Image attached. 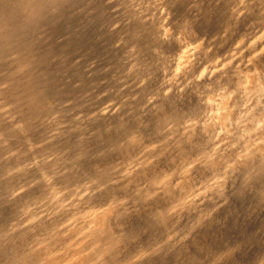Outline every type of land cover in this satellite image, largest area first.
Listing matches in <instances>:
<instances>
[{
  "label": "rangeland",
  "instance_id": "rangeland-1",
  "mask_svg": "<svg viewBox=\"0 0 264 264\" xmlns=\"http://www.w3.org/2000/svg\"><path fill=\"white\" fill-rule=\"evenodd\" d=\"M137 1L0 0V264H264V0Z\"/></svg>",
  "mask_w": 264,
  "mask_h": 264
},
{
  "label": "bare ground",
  "instance_id": "bare-ground-1",
  "mask_svg": "<svg viewBox=\"0 0 264 264\" xmlns=\"http://www.w3.org/2000/svg\"><path fill=\"white\" fill-rule=\"evenodd\" d=\"M62 1H64V0H47V1H46V0H21V2H22L23 4H25V7H26V6L28 7V9H27V10H24V12H25V11L27 12V13H26V14L28 15L27 17H29L31 20H32L36 15H39V13H40L41 11L43 12V9L45 8V4H48V5H51V6H52V5L55 3V4H56L55 6H57V4L61 3ZM65 1H66V0H65ZM67 1H68V0H67ZM108 1H109V0H108ZM121 1H122V0H121ZM124 1H125V0H124ZM129 1H130V0H129ZM131 1H132V0H131ZM136 1H137V0H136ZM152 1H155V0H150L149 2L152 3ZM167 1H168V0H167ZM167 1H166V3H167ZM185 1H186V0H185ZM195 1H196V0H195ZM203 1H204V0H203ZM205 1H208V0H205ZM219 1H220V0H219ZM1 2H2V0H1ZM53 2H54V3H53ZM137 2H138V1H137ZM140 2H141V1H140ZM144 2L146 3V1H144ZM155 2H157V0H156ZM155 2H153V3H155ZM178 2H179V1H178ZM193 2H194V1H193ZM200 2H201V1H200ZM200 2H198V4H196V2L193 3V4H196V6L198 5V7H199V3H200ZM209 2H210V1H209ZM246 2H247V1H246ZM50 3H53V4H50ZM101 3H102V2H101ZM101 3H100V4H101ZM107 3H109V2H107ZM147 3H148V2H147ZM151 3H150V4H151ZM183 3H184V2H183ZM188 3H189V1H188ZM191 3H192V2H191ZM235 3H237V2H235ZM240 3H241V2H240ZM19 4H20V2H19ZM110 4H112V0H111V3H110ZM110 4H109V5H110ZM122 4H123V3H122ZM126 4H127V3H126ZM133 4H134V3H133ZM167 4H169V3H167ZM174 4H175V3H174ZM189 4H190V3H189ZM193 4H192L191 6H193ZM216 4H217V3H216ZM228 4H229V3H228ZM238 4H239V3H238ZM3 5H4V4H3ZM20 5H21V4H20ZM101 5H102V4H101ZM112 5H113V4H112ZM136 5H137V4H136ZM138 5H139V3H138ZM141 5H142V4H141ZM200 5H201V4H200ZM226 5H227V4H226ZM246 5H247V4H246ZM1 6H2V5H1ZM4 6H5V5H4ZM16 6H18V5H16ZM55 6H53V7H55ZM114 6H115V5H114ZM125 6H126V5H125ZM127 6H129V4H128ZM154 6H155V5H153V9H152V8H151V7H152V4H151V7H150L151 11H150L149 8H148V10H149L150 12H154V11H155V10H154ZM157 6H158V5H157ZM176 6H177V5H176ZM201 6H202V5H201ZM201 6H200V7H201ZM239 6H240V5H239ZM22 7H24V5H23ZM108 7H109V6H108ZM115 7H116V6H115ZM137 7H138V6H137ZM141 7H142V6H141ZM158 7H159V6H158ZM161 7H163V6H161ZM172 7H173V6H172ZM214 7H215V6H214ZM243 7H244V6H242V8H243ZM20 8H21V7H20ZM110 8H111V7H110ZM119 8H120V7H119ZM131 8H132V7H131ZM145 8L147 9V7H145ZM145 8H144V10H145V12H146V9H145ZM177 8H178V7H177ZM187 8H188V5H187ZM194 8H196V7L194 6ZM211 8H213V7H211ZM45 9H46V8H45ZM45 9H44V11H45ZM106 9H107V8H106ZM115 9H116V8H115ZM155 9L157 10V8H155ZM179 9H180V8H179ZM179 9H178V10H179ZM204 9H205V7H204ZM229 9H230V8H229ZM237 9H238V8H237ZM246 9H247V7H246ZM3 10H4V9H3ZM15 10H16V9H15ZM17 10H19V9H17ZM17 10H16V11H17ZM102 10H103V9H102ZM119 10H120V9H119ZM125 10H126V9H125ZM128 10H129V9L127 8L126 11H128ZM130 10H131V9H130ZM140 10H141V9H140ZM140 10H139V11H140ZM144 10H143V11H144ZM148 10H147V11H148ZM152 10H153V11H152ZM159 10H160V9H159ZM178 10H177V11H178ZM181 10H183V9H181ZM239 10H240V9H239ZM12 11H13V10H12ZM20 11H21V10H20ZM79 11H80V10H79ZM107 11H108V10H107ZM121 11H122V10H121ZM133 11H135V10L133 9ZM165 11H166V9H165ZM202 11H203V10H202ZM206 11H207V10H206ZM7 12H8V11H7ZM17 12H19V11H17ZM22 12H23V11H22ZM42 12H41V13H42ZM118 12H119V11H118ZM118 12H117V11H116V12L113 11L112 15H113L114 13H118ZM156 12H158V11H156ZM156 12H154V14H156ZM180 12H181V11H179V13H180ZM192 12H193V10H192ZM192 12H191V13H192ZM196 12H197V11H196ZM200 12H201V11H200ZM200 12H199V13H200ZM41 13H40V14H41ZM45 13H46V11H45ZM108 13H109V12H108ZM120 13H121V12H119L118 14H120ZM122 13H123V12H122ZM122 13H121V14H122ZM125 13H126V12H125ZM125 13H124V14H125ZM134 13H135V12H134ZM138 13L140 14L141 12H138ZM146 13H148V15L150 16V13H149V12H146ZM146 13L143 12L142 15L145 14V16H146V15H147ZM182 13H183V12H182ZM191 13H189V14H191ZM193 13H195V12H193ZM197 13H198V12H197ZM202 13H203V12H202ZM204 13H205V12H204ZM208 13H209V11H208ZM228 13H229V12H228ZM6 14H7V13H6ZM26 14H25V15H26ZM42 14H43V13H42ZM46 14H47V13H46ZM77 14H78V13H77ZM91 14H92V13H91ZM124 14H123V15H124ZM130 14L132 15V13H130ZM166 14H167V13L165 12V15H166ZM186 14H187V13H186ZM243 14H244V13H243ZM243 14H242V15H243ZM248 14H249V13H248ZM2 15H3V11L0 10V19H1ZM54 15H55V14H54ZM92 15H93V14H92ZM101 15H102V14H101ZM108 15H109V14H108ZM114 15H115V14H114ZM128 15H129V13H128ZM131 15H130V17H131ZM136 15H137V14H136ZM148 15H147V16H148ZM152 15H153V14H152ZM152 15H151L150 17H152ZM158 15H159V14L154 15L155 18L157 17L158 19H157V18L154 19V20H151V19H150L152 25H153V22H156V20L159 21V19H162V18H159ZM193 15H194V14H193ZM193 15H192V17H191L192 20L196 19V18L193 19V17H194ZM195 15H196V14H195ZM199 15H200V14H198V16H199ZM205 15H206V13H205ZM208 15H209V14H207V17H208ZM244 15H245V14H244ZM39 16H40V15H39ZM43 16H44V15H43ZM51 16H52V15H51ZM74 16H75V15H74ZM133 16H134V14L132 15V18H133ZM137 16H139V15H137ZM137 16H136V18H137ZM140 16H141V15H140ZM140 16H139V17H140ZM145 16H144L145 19H144V18H143V19H144L145 21H147V24H149V23H148V20H149L148 18H149V17L147 18L148 20H146V17H147V16H146V17H145ZM166 16H167V15H166ZM166 16L163 15V17H165V18H166ZM170 16H171V14H170ZM177 16H178V14H177ZM186 16H187V15H186ZM202 16H204V15H202ZM246 16H247V15H246ZM246 16H245V17H246ZM27 17H26V18H27ZM36 17H37V16H36ZM123 17H125V15H124ZM126 17H127V15H126ZM141 17H142V16H141ZM160 17H162V16H160ZM175 17H176V16H175ZM187 17H188V16H187ZM187 17H183V19L185 18V20H186ZM189 17H190V16H189ZM39 18H40V17H39ZM94 18H95V17H94ZM121 18H122V16H121ZM128 18H129V17H128ZM128 18H127V19H128ZM132 18H130V19H132ZM233 18H236V17H233ZM55 19H56V18H55ZM91 19H92V18H91ZM122 19H123V18H122ZM122 19H121V20H122ZM130 19H129V20H130ZM137 19H138V18H137ZM141 19H142V18H139V20H137V21L140 22ZM171 19H172V21H173V18H171ZM176 19H177V18H176ZM183 19H182L181 21H183ZM199 19H200V18H199ZM202 19H203V18H202ZM92 20H93V19H92ZM106 20H107V19H106ZM115 20H116V19H115ZM129 20H128V21H129ZM133 20H135V23L137 22L136 19L133 18ZM150 20H149V22H150ZM174 20H175V19H174ZM185 20H184V21H185ZM189 20H190V19H189ZM225 20H226V18H225ZM240 20H241V19H240ZM103 21H104V20H103ZM109 21H110V20H109ZM123 21H124V19H123ZM123 21H121V22H123ZM125 21H126V20H125ZM152 21H153V22H152ZM186 21H188V20H186ZM235 21H236V20H235ZM48 22H49V21H48ZM51 22H52V21H51ZM106 22H107V21H106ZM111 22H112V21H111ZM121 22H120V23H121ZM129 22H130V21H129ZM131 22H132V21H131ZM131 22H130V23H131ZM142 22H143V23H142ZM142 22H140V23H141V27L138 26V27H140L141 29H142V27L145 26V25L143 26V24L146 23V22L144 23L143 20H142ZM206 22H207V21H206ZM214 22H215V21H214ZM236 22H237V21H236ZM101 23H102V22H101ZM104 23H105V21H104ZM123 23H124V22H123ZM127 23H128V22H127ZM133 23H134V22H133ZM161 23H162V22H161ZM169 23H170V22H169ZM172 23H173V22H172ZM189 23H191V21H190ZM189 23H188V24H189ZM219 23H220V22H219ZM0 24H1V25H0V39H1V41H3L5 38H7V34H8V33L6 32V28H5L6 26H5V24H2L1 22H0ZM112 24H114V23H112ZM121 24H122V23H121ZM125 24H126V22H125ZM125 24L123 25L124 27L121 26L120 28L123 27L122 29H124L125 27H127V26L129 25V24H128L127 26H125ZM138 24H139V23H138ZM147 24H146V26H147ZM154 24L156 25L157 22L154 23ZM178 24H179V23H178ZM178 24H177V25H178ZM180 24H181V23H180ZM184 24H185V23H184ZM192 24H194V23H192ZM215 24H216V23H215ZM215 24H214V25H215ZM217 24H218V23H217ZM103 25H104V24H103ZM119 25H120V24H119ZM130 25H131V24H130ZM139 25H140V24H139ZM149 25H151V24H149ZM149 25H148L149 28H152V27H153V29H154V27H155L156 30L158 29L157 26H152V25H151V27H150ZM158 25H159V24H158ZM170 25H171V24H170ZM175 25H176V24H175ZM177 25H176V26H177ZM186 25H187V24L183 25V22H182V27H184V26H186ZM189 25H190V24H189ZM221 25H222V24H221ZM57 26H58V25H57ZM57 26H56V27H57ZM97 26H98V25H97ZM110 26H111V25H109V26H107V27H110ZM112 26H113V25H112ZM146 26H145V27H146ZM200 26H201V25H200ZM211 26H212V25H211ZM35 27H37V26H35ZM52 27H53V26H52ZM107 27H106V28H107ZM129 27H130V29H129L130 32H132V30H133V29H131L132 26H129ZM133 27H134V26H133ZM136 27H137V26H136ZM136 27H135V29H136ZM145 27H144V28H145ZM148 27H147V29H149ZM171 27H172V26H171ZM202 27H203V26H202ZM205 27H206V26H205ZM7 28H8V27H7ZM103 28H104V27H103ZM111 28H112V27H111ZM127 28H128V27H127ZM140 28H139V30H140ZM176 28H178V27H176ZM187 28H188V27H187ZM200 28H201V27H200ZM18 29H19V28H18ZM118 29H119V28H118ZM118 29H117V30H118ZM122 29H121V30H122ZM147 29H144L145 33L147 32V31H146ZM161 29H162V28H161ZM213 29H214V28H213ZM45 30H46V29H45ZM68 30H70V29H68ZM97 30H98V29H97ZM102 30H103V29H102ZM106 30H109V28L106 29ZM111 30H112V29H111ZM111 30H110V31H111ZM113 30H114V29H113ZM124 30H126V29H124ZM124 30H123V31H124ZM129 30H126V31H128V34L130 33ZM151 30H152V29H151ZM158 30H159V29H158ZM11 31H12V30H11ZM46 31H47V30H46ZM51 31H52V30H51ZM104 31H105V29H104ZM110 31H109V32H110ZM148 31H149V30H148ZM163 31H164V30H163ZM176 31H177V30H176ZM186 31H187V30H186ZM186 31H185V32H186ZM208 31H209V30H208ZM220 31H221V30H220ZM220 31H219V32H220ZM12 32H13V31H12ZM49 32H50V31H49ZM101 32H103V31H101ZM101 32H100V33H101ZM107 32H108V31H107ZM107 32H105V33H107ZM111 32H112V31H111ZM111 32H110V33H111ZM134 32H135V31H134ZM134 32H133V35H134ZM139 32H141V31H139ZM154 32H155V31H154ZM158 32H160L159 34L163 33L162 30H161V31L159 30ZM158 32H157V33H158ZM177 32H178V31H177ZM201 32H202V31H201ZM210 32H211V31H210ZM10 33H11V32H10ZM97 33H98V32H97ZM113 33H114V31H113ZM113 33H111V34H113ZM115 33H116V29H115ZM125 33H126V32H125ZM135 33H138V32H135ZM143 33H144V32H143ZM155 33H156V32H155ZM186 33H187V32H186ZM212 33H213V32H212ZM216 33H217V32H216ZM103 34H104V33H103ZM108 34H109V33H108ZM111 34H110V35H111ZM121 34H122V33H121ZM121 34H119V35H121ZM128 34H127V35H128ZM140 34H141V33H140ZM262 34H263V33H262ZM11 35H13V34H11ZM20 35H21V34H20ZM113 35H114V34H113ZM123 35H124V34H123ZM131 35H132V33L130 34V37H131ZM136 35H138V34H136ZM141 35H143V34H141ZM144 35H145V34H144ZM97 36H98V35H97ZM101 36H102V34H101ZM106 36H107V35H106ZM111 36H112V35H111ZM116 36H117V34H116ZM145 36H146V35H145ZM161 36H162V35H161ZM103 37H104V36H103ZM117 37H118V36H117ZM119 37H121V36H119ZM122 37H123V36H122ZM122 37H121V38H122ZM156 37H157V36H156ZM158 37H159V36H158ZM261 37H262V36H261ZM2 38H3V39H2ZM9 38H10V37L7 38L8 41H9ZM11 38H12V37H11ZM11 38H10V39H11ZM37 38H38V37H37ZM98 38H99V37H98ZM111 38H112V37H111ZM124 38H125V37H124ZM135 38H137V37H135ZM140 38H141V37H140ZM146 38H147V36H146ZM159 38H160V37H159ZM42 39H43V38H42ZM115 39H116V38H115ZM118 39H119V38H118ZM125 39L128 40V38H125ZM131 39H132V37H131ZM205 39H206V38H205ZM208 39H209V38H208ZM44 40H45V39H44ZM62 40H63V39H62ZM68 40H69V39H68ZM95 40H96V38H95ZM110 40H112V39H110ZM134 40H135V39H134ZM138 40H139V38H138ZM141 40H142V39H140V41H141ZM143 40H144V39H143ZM161 40H163L162 37H161ZM165 40H166V39H165ZM5 41H6V40H5ZM46 41H47V40H46ZM52 41H53V39H52ZM65 41H66V40H65ZM65 41H64V42H65ZM102 41H103V40H102ZM106 41H107V40H106ZM116 41H117V39H116ZM128 41H129V40H128ZM135 41H136V40H135ZM159 41H160V40H159ZM205 41H206V40H205ZM207 41H208V40H207ZM259 41H260V40H259ZM54 42H55V40H54ZM56 42H57V41H56ZM104 42H105V41H104ZM111 42H112V41H111ZM111 42H110V43H111ZM114 42H115V40H114ZM117 42H118V41H117ZM129 42H130V41H129ZM154 42H155V41H154ZM160 42H161V41H160ZM254 42H257V40H255ZM7 43H8V42L6 41V44H7ZM10 43H11V42H10ZM45 43H46V42H45ZM48 43H49V42H48ZM108 43H109V42H108ZM122 43L125 44L126 42L124 43V42L122 41ZM138 43H139V41H138ZM161 43H162V42H161ZM205 43H206V42H205ZM252 43H253V42H252ZM262 43H263V42H262ZM58 44H59V43H58ZM111 44H112V43H111ZM126 44H127V43H126ZM131 44H132V43H131ZM147 44H148V43H147ZM152 44H153V43H152ZM53 45H54V44H53ZM150 45H151V44H150ZM245 45H246V44H245ZM43 46H44V45H43ZM80 46H81V45H80ZM97 46H98V45H97ZM118 46H119V45H118ZM125 46H128V45H125ZM254 46H255V45H254ZM38 47H39V46H38ZM108 47H109V44H108ZM123 47H124V46H123ZM252 47H253V46H252ZM41 48H42V47H41ZM101 48H103V47H101ZM110 48H111V47H110ZM119 48H120V46L118 47V50H119ZM126 48H127V47H126ZM190 48H191V47H190ZM193 48H194V47H193ZM249 48H250V47H249ZM256 48H257V47H256ZM48 49H49V48H48ZM107 49H108V48H107ZM112 49H113V51L116 50L115 48H112ZM124 49H125V48H124ZM124 49H123V50H124ZM238 49H239V48H238ZM101 50H102V49H101ZM118 50H117V51H118ZM126 50H127V49H126ZM192 50H193V49H192ZM236 50H237V49H236ZM109 51H110V50H109ZM117 51H116V52H117ZM119 51H120V50H119ZM121 51H122V50H121ZM124 51H125V50H124ZM127 51H128V50H127ZM252 51H254V50H252ZM95 52H96V51H95ZM99 52H100V51H99ZM106 52H108V51H106ZM125 52H126V51H125ZM130 52H131V51H130ZM113 53H114V52H113ZM123 53H124V52H123ZM135 53H136V52H135ZM238 53H239V52H238ZM79 54H80V53H79ZM126 54H127V53H126ZM260 54H261V53H260ZM105 55H106V54H105ZM105 55H104V56H105ZM117 55H118V54H117ZM121 55H122V54H121ZM261 55H262V54H261ZM79 56H80V55H79ZM104 56H103V57H104ZM119 56H120V55H119ZM105 57H106V56H105ZM108 57H109V55H108ZM112 57H113V56H112ZM125 58H126V57H125ZM127 58H129V57H127ZM245 58H246V57H245ZM104 59H105V58H104ZM226 59H227V58H226ZM243 59H244V58H243ZM262 59H263V58H262ZM232 60H233V59H232ZM232 60H231V61H232ZM97 61H98V59H97ZM99 61H100V60H99ZM117 61H118V60H117ZM117 61H116V62H117ZM121 61H122V59H121ZM133 61H134V60H133ZM262 61H263V60H262ZM95 62H96V61H95ZM106 62H107V60H106ZM113 62H114V61H113ZM119 62H120V61H119ZM123 62H124V61H123ZM123 62H122V63H123ZM80 63H81V62H80ZM101 63H102V62H101ZM219 63H220V65H219V64H218V65L221 66L222 63H221V62H219ZM223 63H226V62H223ZM228 63H230V62H228ZM232 63H233V62H232ZM244 63H245V62H244ZM83 64H84V62H83ZM110 64H111V63H110ZM213 64H214V63H213ZM215 64H216V62H215ZM251 64H252V63H251ZM94 65H95V64H94ZM98 65H99V64H98ZM127 65H128V64H127ZM230 65H232V64H230ZM234 65H235V64H234ZM234 65H232V66H234ZM83 66H84V65H83ZM87 66H88V65H87ZM95 66H97V65H95ZM99 66H100V65H99ZM102 66H103V65H102ZM104 66H105V65H104ZM112 66H113V65H112ZM211 66L213 67V65H211ZM214 66H215V65H214ZM227 66H228V65H226V67H227ZM236 66H237V65H236ZM238 66H239V65H238ZM241 66H242V64H241ZM241 66H240V67H241ZM91 67H92V66H91ZM91 67H90V68H91ZM97 67H98V66H97ZM106 67H107V66H106ZM208 67H210V65H209ZM230 67H231V66H230ZM84 68H86V67L84 66ZM88 68H89V67H88ZM99 68H100V67H99ZM99 68H98V72H99V70H100ZM104 68H105V67H104ZM113 68H114V67H113ZM221 68H222V67H221ZM228 68H229V66H228ZM96 69H97V68H96ZM106 70H107V69H106ZM210 70H211V69H210ZM221 70H223V68H222ZM225 70H226V69H225ZM225 70H224V71H225ZM82 71H83V70H82ZM101 71H102V68H101ZM113 71H114V70H113ZM113 71H112V72H113ZM211 71H212V70H211ZM92 72H93V70H92ZM98 72H97V73H98ZM103 72H104V71H103ZM105 72H106V71H105ZM108 72H109V71H108ZM208 72H209V71H208ZM220 72H221V71H220ZM220 72H219V74H220ZM230 72H231V71H230ZM83 73H84V72H83ZM93 73H94V72H93ZM210 73H211V72H210ZM216 73H218V72H216ZM222 73H223V72H222ZM94 74L96 75V72H95ZM99 74H101V72H99ZM111 74H112V73H111ZM144 74H145V73H144ZM97 75H98V74H97ZM101 75H103V74H101ZM101 75H98V76H101ZM145 75H146V74H145ZM148 75H149V74H148ZM150 75H151V74H150ZM213 75H214V74H213ZM84 76H85V75H84ZM87 76H90V74L87 75ZM108 76H111V77H112L113 75H110V74H109ZM126 76H127V74H126ZM128 76H129V75H128ZM133 76H135V75L133 74ZM142 76H144V75H142ZM210 76H211V75H210ZM210 76H209V77H210ZM124 77H125V76H124ZM90 78L93 79L94 77L91 76ZM95 78H96V76H95ZM98 78H100V77H98ZM103 78H104V77H103ZM120 78H121V77H120ZM134 78H135V77H134ZM136 78H137V77H136ZM88 79H89V78H88ZM92 79H91V80H92ZM100 79H101V78H100ZM126 79H127V77H126ZM130 79H131V78H130ZM150 79H151V78H150ZM206 79H207V78H206ZM206 79H205V80H206ZM209 79H210V78H209ZM93 80H96V79H93ZM98 80H99V79H98ZM111 80H112V79H111ZM117 80H118V78H117ZM123 80H124V79H123ZM45 81H46V80H45ZM133 81H134V80H133ZM17 82H18V81H17ZM40 82L42 83V81H40ZM40 82H39V83H40ZM43 82H44V81H43ZM129 82H130V81H129ZM22 83H23V81H22ZM36 83H37V82H36ZM65 83H66V82H65ZM71 83H72V82H71ZM73 83H74V82H73ZM77 83H78V82H77ZM99 83H100V82L96 83L97 86H99V85H98ZM105 83H106V82H105ZM105 83L101 81L100 84H105ZM134 83H135V82H134ZM134 83H133V84H134ZM137 83H138V82H137ZM32 84H33V83H32ZM55 84H56V83H55ZM82 84H83V83H82ZM86 84H87V83H86ZM86 84H85V85H86ZM43 85H44V84H43ZM73 85H74V84H73ZM76 85H77V84H75V86H76ZM79 85H81V84H79ZM85 85H84L83 87H85ZM88 85H89V83H88ZM92 85H93V83H92ZM110 85H111V84H110ZM123 85H124V84H123ZM126 85H127V84H126ZM128 85H131V84H128ZM141 85H142V84H141ZM30 86H31V85H30ZM52 86H53V85H52ZM67 86H69V85H67ZM75 86H74V87H75ZM94 86H95V85H94ZM97 86H96V87H97ZM134 86H135V85H134ZM163 86H164V85H163ZM166 86H167V85H166ZM14 87H15V86H14ZM50 87H51V86H50ZM79 87H80V86H79ZM81 87H82V85H81ZM90 87H93V86H90ZM100 87H101V86H100ZM103 87H104V86H103ZM130 87H131V86H130ZM135 87H136V86H135ZM3 88H4V87H3ZM6 88H7V87H6ZM31 88H32V87H31ZM42 88H43V87H42ZM76 88H77V87H76ZM85 88H87V91L90 90V89H91V90L93 89V88H89V86H88V87L86 86ZM85 88H83V89L85 90ZM141 88H142V87H141ZM165 88H166V87H165ZM165 88H164V89H165ZM39 89H41V88H39ZM53 89H54V88H53ZM77 89H78V88H77ZM79 89H81V88H79ZM83 89H82V90H83ZM105 89H106V88H105ZM4 90H5V88H4ZM46 90H47V89H46ZM82 90H80V91H82ZM133 90H134V89H133ZM6 91H7V90H6ZM6 91H5V93H6ZM8 91H9V90H8ZM52 91H53V90H52ZM73 91H74V90H73ZM76 91H77V90H76ZM92 91H93V90H92ZM98 91H100V89H98ZM103 91H104V90H103ZM121 91H122V90H121ZM124 91H125V89H124ZM84 92H85V91H83V94H84ZM89 92H91V91H89ZM89 92H88V94H89ZM93 92H94V91H93ZM96 92H97V91H96ZM117 92H118V91H117ZM31 93H32L31 99H30V101L27 102V103L30 104V105L33 107L32 109H34V111H35V109H37V110H41V109L43 108V106H44V105H43L44 100H45V99H44V96H43L40 92H38V94H35V93H37V92H34V90L31 91ZM115 93H116V92H115ZM123 93H124V92H123ZM135 93H136V92H135ZM160 93H161V92H160ZM33 94H34V95H33ZM54 94H55V93H54ZM90 94H92V93H90ZM95 94H96V93H95ZM109 94L112 96L113 93L111 94V93L109 92ZM116 94H117V93H116ZM118 94H119V93H118ZM157 94H158V93H157ZM110 95H109V96H110ZM122 95H123V94H122ZM130 95H131V94H130ZM159 95H160V94H159ZM105 96H106V95H105ZM123 96H124V95H123ZM99 97H100V96H99ZM102 97H103V96H102ZM107 97H108V96H107ZM119 97H120V96H119ZM164 97H165V96H164ZM168 97H169V96H168ZM70 98H73V97H70ZM78 98L81 99V97H78ZM83 98H84V97H82V99H83ZM111 98H112V97H111ZM111 98H110V99H111ZM128 98H129V97H128ZM170 98H171V97H170ZM68 99H69V98H68ZM68 99H67V101H68ZM104 99H106V98L104 97ZM118 99H119V98H118ZM161 99H162V97H161ZM71 100H72V99H71ZM73 100H74V99H73ZM86 100H88V99H86ZM86 100H83V101H86ZM114 100H115V98H114ZM132 100H134V99H132ZM154 100H155V99H154ZM154 100H153V101H154ZM15 101H16V100H15ZM17 101H19V100H17ZM65 101H66V99H65ZM81 101H82V100H81ZM90 101H91V100H90ZM106 101H107V100H106ZM130 101H131V100H130ZM135 101H136V100H135ZM140 101H141V100H140ZM25 102H26V101H25ZM72 102L74 103V101H72ZM103 102H104V101H103ZM131 102H132V101H131ZM154 102H155V101H154ZM160 102H161V101H160ZM6 103H7V102H6ZM23 103H24V101H23ZM27 103H26V104H27ZM61 103H62V102H61ZM80 103H82V102H80ZM80 103H79V104H80ZM83 103H84V102H83ZM90 103H91V102H90ZM114 103H115V102H114ZM117 103H119V102H117ZM127 103H128V102H127ZM66 104H70V103H66ZM93 104H94V103H93ZM129 104H130V103H129ZM132 104H133V103H132ZM15 105H16V104H14V106H15ZM19 105H20V104H19ZM80 105H81V104H80ZM90 105H91V104H90ZM90 105H86V106H87V107H88V106L90 107ZM111 105H112V104H111ZM123 105H124V104H123ZM1 106H2V105H1ZM3 106H4V105H3ZM28 106H29V105H28ZM28 106H24V107H27V109H25V108H24V109H25V110H29V109H28ZM31 106H29V108H30ZM47 106H49V105H47ZM84 106H85V105H84ZM99 106H100V105H99ZM102 106H103V105H102ZM137 106H138V105H137ZM139 106H140V105H139ZM9 107H10V106H9ZM65 107H67V105H65L64 107H61L60 109L65 108ZM74 107H75V106H74ZM77 107H78V106H77ZM82 107H83V106H82ZM96 107H97V106H96ZM114 107H115V106H114ZM125 107H126V106H125ZM149 107H152V106H149ZM149 107H148V108H149ZM48 108H49V107H48ZM52 108H53V107L51 106L50 109H52ZM67 108H68V107H67ZM71 108H72V107H71ZM75 108H76V107H75ZM126 108H127V107H126ZM134 108H135V107H134ZM139 108H140V107H139ZM12 109H13L12 106H11V108H8V109H2V110L0 111V118L2 117L3 120L7 123V125H8V124L10 125V127H13V128L16 127V129H13L14 131L17 130V128L20 129L21 125L27 127V125H24V123H23V124L21 123L22 120L19 121L20 124H21V125L19 124L20 127L17 126L18 124L16 125V121H15V119H16L15 117H16V116H14V113H15V112L12 113V111H15L17 108H16V109H13V110H12ZM24 109H21V110L18 109V110L20 111L19 113H23V112H24ZM43 109H44V108H43ZM50 109H49V110H50ZM55 109H56V108H55ZM55 109H54V110H55ZM80 109H81V107H80ZM137 109H138V108H137ZM149 109H150V108H149ZM149 109H148V110H149ZM157 109H158V108H157ZM11 110H12V111H11ZM22 110H23V112H21ZM45 110H47V109H46V106H45ZM52 110H53V109H52ZM54 110H53V111H54ZM75 110H76V109H75ZM83 110H84V109H83ZM85 110H86V109H85ZM96 110H97V109H96ZM99 110H100V109H99ZM153 110H154V109H153ZM30 111H31V109H30ZM63 111H64V110H63ZM90 111H91V110H90ZM90 111H89V113H90ZM114 111H115V110H114L113 106H112V107H109V108H107V109L100 110V111H98L97 113L94 114L93 119L96 120V119H98V118H103V119H104L105 117H110V116L113 115ZM25 112H26V111H25ZM51 112H52V111H51ZM73 112H74V111H73ZM78 112H79V110H78ZM28 113H30V112H28ZM31 113H33V111H32ZM31 113H30V114H31ZM39 113H41V112H39ZM76 113H77V112H76ZM17 114H18V113H17ZM35 114H38V111H37V113H34L33 115H35ZM42 114H44V112H43ZM46 114H47V113H46ZM64 114H65V112H64ZM87 114H88V113H86V115H87ZM115 114H116V113H115ZM117 114H118V113H117ZM19 115H20V114H19ZM22 115H23V114H22ZM25 115H26V114H25ZM27 115H28V114H27ZM58 115H59V114H58ZM90 115H91V114H90ZM17 116H18V115H17ZM28 116H29V115H28ZM28 116H27V119L29 120V117L31 118L32 114H31V116H29V117H28ZM55 116H56V115H55ZM67 116H69V115H67ZM18 117H19V116H18ZM20 117H21V115H20ZM24 117H25V116L21 117V119L23 118V120H24V119H25ZM34 117H35V116H34ZM63 117H64V116H63ZM69 117H71V116H69ZM69 117H68V119H69ZM140 117H141V116H140ZM41 118H42V117H41ZM48 118H49V117H48ZM48 118H47V119H48ZM77 118H78V117H77ZM84 118H85V116H84ZM88 118H89V117H88ZM18 119H19V118H18ZM27 119H26V121H24V122H26V123L28 124V129H29V127H30L29 123H31V120H29L30 122L28 123ZM66 119H67V117L65 118V121H66ZM106 119H107V118H106ZM16 120H17V119H16ZM19 120H20V119H19ZM32 120H34V119L32 118ZM38 120H39V119H38ZM38 120L35 119V121H37V122L40 123V121H38ZM41 120H44V118L41 119ZM50 120H51V119H50ZM59 120H60V119H59ZM81 120H82V119H81ZM91 120H92V119H91ZM101 120H102V119H101ZM132 120H133V119H132ZM70 121L74 122L73 120H71V118H70ZM70 121L68 120V122H70ZM78 121H79V120H78ZM78 121H76V122H78ZM92 121H93V120H92ZM104 121H105V119H104ZM17 122H18V121H17ZM32 122H33V121H32ZM61 122H64V121H61ZM89 122H90V121H89ZM99 122H100V121H99ZM0 123H1V120H0ZM3 123H4V122H3ZM33 123L36 124V122H33ZM41 123H42V122H41ZM41 123H40V124H41ZM81 123H82V122H81ZM31 124H32V123H31ZM42 124H43V123H42ZM67 124L69 125V123H67ZM93 124H94V123H93ZM93 124H92V125H93ZM118 124H120V123H118ZM7 125H6V126H7ZM51 125H52V124H51ZM56 125H57V123H56ZM84 125H85V123H84ZM86 125H87V124H86ZM99 125H100V124H99ZM52 126H53V125H52ZM70 126H72V125L70 124ZM4 127H5V124H4ZM26 127H25V129H26ZM33 127L35 128L36 125L33 126ZM47 127H48V126H46L45 129H48ZM61 127H62V126H61ZM7 128H8V127L4 128V129L6 130ZM21 128H22V127H21ZM34 128H32L33 131L37 130L36 128H35V130H34ZM38 128H39V127H38ZM56 128H57V127H56ZM62 128H63V127H62ZM66 128H67V126H66ZM94 128H95V127H94ZM94 128H93V129H94ZM99 128H100V127H99ZM11 129H12V128H10V130H11ZM30 129H31V127H30ZM30 129L27 130V131H30ZM40 129H42V126H41ZM51 129H52V127H51ZM59 129H60V128H59ZM69 129H70V128H69ZM10 130H8V131H10ZM60 130H61V129H60ZM8 131H7V133H8ZM11 131H12V130H11ZM22 131H23V129H22ZM22 131H21V132H22ZM24 131H25V130H24ZM24 131H23V132H24ZM27 131H25V132H27ZM33 131H31V132H33ZM39 131H40V130H39ZM39 131H36V132H39ZM42 131H43V130H42ZM42 131H41V132H42ZM51 131H52V130H51ZM62 131H63V130H62ZM2 132H3V131H1V133H2ZM5 132H6V131H5ZM57 132H58V131H57ZM67 132H68V131H67ZM95 132H96V131H95ZM11 133H12V132H11ZM15 133H17V132H15ZM9 134H10V133H9ZM9 134H8V135H9ZM18 134H19V132H18ZM52 134H54V133H52ZM52 134H51V135H52ZM68 134H69V133H68ZM89 134H90V133H89ZM2 135H3V134H1V137H2ZM4 135H6V134H4ZM15 135H16V134H15ZM33 135H34V134H33ZM94 135H95V134H94ZM9 136H10V135H9ZM12 136H14V135H12ZM49 136H50V135H49ZM59 136H60V135H59ZM95 136H96V135H95ZM17 137H18V136H17ZM20 137H22V136H20ZM3 138H4V137H3ZM6 138H7V137H6ZM9 138H10V137H9ZM44 138H45V137H44ZM46 138H47V137H46ZM55 138H56V136H55ZM56 139H57V138H56ZM65 139H66V138H65ZM8 140H9V139H8ZM8 140H7V141H8ZM54 140H55V139H54ZM0 141H1V140H0ZM34 141H35V140H34ZM4 142H5V141H4ZM0 143H1V142H0ZM53 143H54V142H53ZM2 144H3V142H2ZM47 144H48V143H47ZM55 144H56V143H55ZM42 145H43V144H42ZM48 145H49V144H48ZM50 145H51V144H50ZM43 146H44V145H43ZM45 146H47V145L45 144ZM35 148H36V147H35ZM38 148H39V147H38ZM38 148H37V149H38ZM1 149H2V148H1ZM13 157H14V156H13ZM7 159H8V158H7ZM49 160H50V159H49ZM78 160H79V159H78ZM39 161H40V160H39ZM46 162H47V160H46ZM207 166H208V165H207ZM25 168H27V167H25ZM63 174H64V173H63ZM58 175H59V174H58ZM205 183H206V182H205ZM104 184H105V183H104ZM110 184H111V183H110ZM97 185H98V184H97ZM181 205H182V204H181ZM176 211H177V210H176ZM195 222H196V221H195ZM19 226H20V224H19ZM18 228H19V227H18ZM22 229H23V228H22ZM16 230H17V229H16ZM14 231H15V230H14ZM18 231H20V230H18ZM166 237H167V236H166ZM175 238H176V237H175ZM176 244H177V243H176ZM144 245H146V244H144ZM153 245H154V244H153ZM122 246H123V245H122ZM140 250H143V249H140ZM122 251H123V250H122ZM137 251H138V250H137ZM144 252H145V251H144ZM133 253H134V251H133ZM118 254H119V251H118ZM137 254H139L140 256H142V257H140L141 260L144 259V258H146L145 253H141V254H140V251H139ZM158 254H159V253H158ZM161 254H162V253H161ZM118 256H119V257L116 256V257L118 258L116 264H126V261H127V260L124 259V257L120 256V254H119ZM158 256H159V255H158ZM152 257H153V256H151V258H152ZM160 257H161V256H160ZM148 258H149V257H148ZM157 258H158V257H157ZM160 259H161V258H160ZM125 260H126V261H125ZM174 260H175V259H174ZM133 261H134V260H133ZM137 261H138V260H137ZM149 261H151V260H149ZM248 261H249V260H248ZM246 262H247V261H246ZM246 262H245V263H246ZM127 263H128V262H127ZM147 263H148V262H147ZM151 263H152V262H151ZM161 264H162V263H161Z\"/></svg>",
  "mask_w": 264,
  "mask_h": 264
}]
</instances>
